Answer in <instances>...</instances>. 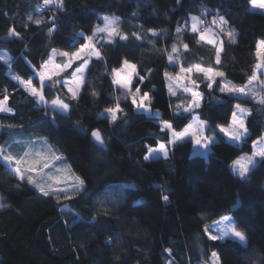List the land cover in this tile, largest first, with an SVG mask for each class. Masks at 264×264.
Instances as JSON below:
<instances>
[{
  "label": "trees",
  "instance_id": "1",
  "mask_svg": "<svg viewBox=\"0 0 264 264\" xmlns=\"http://www.w3.org/2000/svg\"><path fill=\"white\" fill-rule=\"evenodd\" d=\"M102 17L117 20L118 34L111 39L96 32ZM193 17L217 22L220 63L218 46L192 31ZM12 29L19 35H10ZM88 37L100 55L89 58L77 97L59 82L81 60L42 89L47 101L67 104L66 113L39 106L14 76L25 72L41 88L32 76L51 51L73 53ZM259 41H264V12L252 9L251 0H63L62 8L45 6L44 0H0V50L10 56L7 63L0 60V100L7 96L11 109L0 112V149L15 137L43 138L84 182L69 194L44 195L0 161V264H264V160L245 177L230 168L264 134V104L252 91L220 90L225 83L248 88L257 73ZM123 61L136 66L132 93L137 98L147 93L146 105L158 116L137 111L132 96L114 88L111 75ZM196 65L224 75L211 83L195 73L202 103L183 113L191 98L183 92L170 95L165 74ZM117 103L121 111L112 121L104 113ZM237 104L248 110V132L231 143L217 126L228 125ZM193 115L215 139L205 155L193 153L190 139L170 143L171 133L162 128L167 122L170 131L180 132ZM93 131H99L103 145L92 140ZM159 143L166 145L168 157L145 160ZM225 216L245 234V243L209 238L206 227Z\"/></svg>",
  "mask_w": 264,
  "mask_h": 264
},
{
  "label": "snow or ice",
  "instance_id": "2",
  "mask_svg": "<svg viewBox=\"0 0 264 264\" xmlns=\"http://www.w3.org/2000/svg\"><path fill=\"white\" fill-rule=\"evenodd\" d=\"M55 3L57 5V7L62 8L63 7V0H44V5L47 6L49 4H53ZM251 4L254 8H259V9H264V0H251ZM29 19H32L31 17H29ZM193 25H192V31L193 32H197L198 28H197V20L198 18L193 17ZM220 23L221 24H226L227 22L224 20L223 17L219 18ZM35 23L37 25L41 24L42 21L37 19L35 20ZM116 24H117V20L116 19H110L109 17H104V27L100 28L97 27L96 32H106L108 34L109 37L118 34L117 28H116ZM49 31L51 32V29H49ZM180 29H177V32H179ZM221 31H223V29H221ZM156 33L153 31V35H155ZM229 38H234V32L229 31L226 33ZM10 35H19L18 33L15 32V29L10 30ZM95 35V33H94ZM121 39H127L126 36H121ZM89 40V44L88 45H84L80 51L71 54V56H69L68 53H61V55L63 56H68L69 57V63L64 65V68H67L71 65L72 60L75 59H79L81 56V53L84 52L85 48H90L91 47V40L92 37H88ZM200 40L204 41L206 40L207 43L209 44H215L216 41L213 38H210L205 32H201L200 33ZM185 48H187V45H184ZM264 50V41L259 42L258 46H257V55L260 56L261 55V51ZM55 51V50H54ZM176 51V48L173 47V52ZM220 51L221 48H217L216 50V63H220ZM95 55L97 57H99V52H95ZM172 57L169 56V60H171ZM0 60H3L5 63H7L8 61L5 59V57L0 56ZM88 61L85 60L84 61V65L80 68L76 69V72L73 73L74 76L77 77L76 83H77V89L73 90L72 88H69V92H71L72 97L76 98L77 96V92H78V88L80 86V84L82 83V79L80 78L82 76V73L84 72L86 66H87ZM125 66L130 68L133 72L135 71V65H129L127 61L124 62ZM261 64H257L255 65V69H260L261 68ZM43 69H47V63L45 65H42ZM59 70H63V68L59 69ZM193 68L189 67L187 69L181 67V72H188L191 73L193 72ZM195 71L204 73L207 78L209 80L213 79V76H223L224 74L222 72H213V70L211 68H203L200 65H196L195 66ZM54 75L57 73H53ZM40 83H41V88H36L32 85V81L31 80H21L20 82L22 84L25 85V87L29 90L30 94L33 97L38 98V100L40 102H44L45 98L43 95V84H44V80L47 79H51L52 76L48 75L47 71H41L40 72ZM114 77H119V70H114ZM16 79H20L19 77H16ZM130 79L131 76L129 75L128 77L124 78V79H119V78H114L113 83L120 85L122 88L127 89V94L132 96V103L134 105H136L137 108H144L146 106V102L148 101L149 97L147 93H144L143 96L140 98L139 103L137 102V97L135 94L132 93L131 88L129 87V83H130ZM143 79V78H141ZM257 76L255 74V71L253 73V75L250 77L248 83L251 84L252 81L256 80ZM194 83V81H193ZM69 84L68 81H64V86L67 87ZM209 88L212 87V84L209 83L208 85ZM246 88L247 86H243V87H237V86H230L229 84L225 83L222 87H221V92H228V93H239V94H244L247 95L248 93L246 92ZM188 90V89H186ZM139 88L136 89V93H139ZM170 91H171V86H170ZM192 96L194 98V103L196 107H199V96L200 94L198 92H192ZM261 104H264V98H261L259 101ZM53 105L58 106L59 108L63 109V110H67L68 109V105L63 103V101H61L60 99H56L52 101ZM7 104V96L4 97L3 100H0V112H11V109L8 108L6 106ZM237 111H234L232 113V118H231V124L228 127H224V126H218L220 132L224 133L225 136H228L230 138V140L232 141H241L242 139H244V137L246 136L248 129L245 126V121H244V117L242 115H238L239 113H245L247 112L246 109H243L240 107V105L236 106ZM121 111L119 103H117L115 108H109L107 109V112L110 114L111 120L115 121L117 119V115L116 113ZM187 111V109H186ZM164 127L168 128L169 130H172V125L165 122ZM206 124L204 121H199L195 126L193 125H189L184 131L182 132H175L174 130L172 131V137L173 139L171 141H169L170 143H176L177 140H183L186 136H191L193 138V142L198 144V145H202L204 148H207L209 144L214 143V138L212 137H207L204 135V130H205ZM93 137L95 138V140L103 145V139L99 133V131H93L92 132ZM253 152L250 156H242L237 158L235 161H233V165L232 168L235 172H237L239 174L240 177H245L249 171H250V167H254L255 166V158L256 157H260L262 160H264V137H262L259 141H254L253 142ZM3 153V149H0V154ZM155 154H163L164 158L166 159L168 157V150L165 144L161 143L158 145V147L156 149L153 148H149L148 149V154L145 155L144 159L145 160H149L150 158L153 157V155ZM30 155L29 152H25L23 156L21 157H16L13 156L12 154H8L4 156V159L6 161L11 162H15L16 167L13 169L14 173L20 177V179H24V174L21 171V167L24 165H27L26 170L28 172H40L42 170V168H48L49 167V162L47 160V158L42 154V153H36V157L35 159L32 160H27L25 159L26 157H28ZM60 157H56V159H59ZM76 180L78 182L79 186L83 185V180H81L79 177H76ZM28 182L29 183H35L34 179L32 176H28ZM37 187L40 188V190L44 193V195H48V192L45 191L44 187H42L40 184H37ZM57 191H62L57 189ZM163 199L165 201L168 200V196L165 195L163 196ZM0 207H3V205H0ZM227 219V218H226ZM205 231H208L207 227L205 229ZM233 237L237 240H239L240 242H245L246 241V236L243 232L239 231L237 226L235 224H232L231 222L229 223L228 227L226 229L221 230V234L219 235H211L209 234V238L211 240H218V239H224L226 237ZM212 257L213 260L215 262H218V256L215 252L212 253Z\"/></svg>",
  "mask_w": 264,
  "mask_h": 264
},
{
  "label": "rangeland",
  "instance_id": "3",
  "mask_svg": "<svg viewBox=\"0 0 264 264\" xmlns=\"http://www.w3.org/2000/svg\"><path fill=\"white\" fill-rule=\"evenodd\" d=\"M251 7L254 10H257V11H260V12H264V9L254 8L252 6V4H251ZM102 18L104 19V17H102ZM109 18H111V17H109ZM216 24H217V22L214 19H211L208 23H204L203 21L197 20V28H198L197 34H198V38L200 39V33L201 32H205L210 38H213L216 41L215 44H211V45L218 46L220 48V41H219V38H218L216 30H214V26ZM192 25H193V21H192ZM104 26L105 25H104V20H103L102 25L98 24L96 26V29H97V27L103 28ZM101 33H104L106 39H111L113 37V36L109 37L106 32H97V34H101ZM203 42L207 43L206 40H204ZM259 42H261V41H259ZM259 42H258V44H259ZM89 43L90 42L87 39L86 43L84 45H88ZM93 43H94L93 40H91V47L90 48H85L84 52L81 53L80 58L72 60L71 64L74 61L81 60L82 61L81 64L77 67V68H80V67H82L84 65V61L85 60L88 61L90 57H92V58L93 57H97L95 55V52H97V51H96L95 46H94ZM258 44H257V46H258ZM84 45L79 47L73 53H76V52L80 51V49ZM61 53H66V52L59 51V50L51 51L50 57L45 61V63L42 64V65H45L47 63V69L45 70L41 66L40 70L33 74L32 77H35L40 85H41V83H40V75L39 74H40L41 71H47L48 75H51L52 77H55V76L61 74L64 70L68 69L71 66L70 65L67 68L63 67L64 65L69 63V57L68 56H63V55H61ZM73 53H68V54H69V56H71V54H73ZM263 54H264V50H262L261 51V55L258 56V58H259V62L258 63L261 64L262 66H261L260 69L257 70V73H256L257 79L252 81V83L249 84L248 88H246L247 89L246 92H251L252 91L253 98L258 100V101H260L261 98H264V61L262 59ZM0 56L5 57V59L7 61L10 60L9 54L6 51H4V50H0ZM124 62L125 61H123L122 65L119 68L115 69V70H119V77H114V70H113L112 75H111V81H112V84L114 85V88L117 87V88H119V89H121L123 91H127V89L122 88L120 85H117V84L113 83L114 78L124 79V78H126V77H128L130 75L131 79H130L129 87L131 88L132 80H133V78L135 76H137L136 67H135V71L133 72L130 68L125 66ZM169 62H174V61H173V59H171V61H169ZM128 64L129 65H135L132 62H128ZM61 68H63L62 71L59 70ZM192 68L194 70L191 73H188V72L182 73L180 71L181 69H179L178 73L175 74V75L166 73L165 74V81H166L167 91H168V93L170 95H174L177 92H183V93H186V94H188L190 96L191 105L188 106V108L193 110V109H196L198 107L195 106L194 98L192 96V92L194 91V92H198L200 94V96H199V107L201 106L203 97H202L201 93L199 92V90L197 88V84H196V82L194 80L195 79L194 78V74L195 73H201V72L195 71V66L192 67ZM76 69L73 71V73L76 72ZM85 70H86V68H85ZM85 70L82 73V76L80 77L82 79V81H83V78H84ZM53 73H57V74L54 75ZM73 73L71 74V76L69 78H63L59 82L62 85V88L65 91V93L68 94L70 97H72V94H71V92H69V88H72L73 90L77 89V83H76L77 77L74 76ZM23 74L21 76L15 75L14 78L16 79V77H19L20 79H16V80L20 83L22 88L25 89L30 94L29 90L20 81L21 80H24V81L31 80V78L27 79L25 72ZM201 74L204 77L207 78V76L204 73H201ZM47 80H49V79L46 78L44 80L43 86L45 85ZM214 80H215V76H213V79L209 80V81L212 83ZM64 81H68L69 82L67 87L64 86ZM193 81H194V83H193ZM81 84H80V86L78 88L77 95L79 94V90H80ZM222 85H224V84H222ZM170 86H171V91H170ZM186 89H188V90H186ZM236 94H239V93H236ZM142 96L143 95L138 94V98H137V102L138 103H139L140 98ZM56 99H59V98H55L54 100H56ZM1 100H3V99H1ZM35 100L37 101L38 105L41 106V107L50 108V109H53V110L60 111L62 113H66V111H67V110L65 111V110L59 108L58 106L53 105V103H52L53 100L52 101H47L45 99L44 102H40L38 100V98H36V97H35ZM237 105H235L233 107L232 113L234 111H237V109H236ZM47 106H49V107H47ZM240 107L243 108V109H246L243 106H240ZM135 109L137 111L144 112L147 115H151V116H158L159 115V112L157 110H152L147 105L144 108H137L136 105H135ZM106 113H108V112L106 111L104 114H106ZM238 115H242L244 117V121H245V118L248 115V110L245 113H239L238 112ZM231 118H232V114H231ZM231 118H230V121H229L228 125H226V126L224 125V127H228L231 124ZM199 121H201V120L198 118V116L197 115H193L191 121L180 132L184 131L189 125L195 126ZM164 124L165 123L162 124V128L169 130L168 128L164 127ZM219 126H222V125H219ZM206 128H207V125H206L205 130H204V135L207 136V137H212L213 138L212 135L208 136L206 134V130H207ZM217 129H218V131H220L218 126H217ZM169 132L171 133V135H170L171 139H173L172 131L169 130ZM220 133H222V132H220ZM222 134L224 135V133H222ZM12 137H10L9 139H11ZM225 137L231 143H235V142L239 143V142H241V141H232V140H230V138L228 136H225ZM262 137H264V134L262 135ZM261 138L257 139L256 141H259ZM15 139L12 138V140H10L9 142H6L3 146H1V149H3V156L8 155V154H12L13 156H16L15 153H14L15 151L13 149L14 148V144H15ZM188 139L193 141V138L190 135L186 136L183 140H188ZM28 140H29V138H25V140L23 139L22 141L23 142H28ZM183 140H177L176 142H180V141H183ZM41 143H39L38 141L32 142L31 143L32 149H35V150H31V151L29 150L30 155L25 158L27 160H32V159L37 158L36 157V153H42L43 152L42 153L43 155L46 153L45 157L47 158V160L49 162V167L48 168H42V170L40 172H33L34 176L36 177L34 179L35 183H30V184L34 187V189H36L37 191L43 193L40 190V188L37 187V184H40L42 187H44L45 191H47L48 194H54V195H56V194H69L70 192H75V191L81 190L83 188V185L79 186L78 182L76 180V177H79V176L76 175L71 170V168L69 167V165H68L67 161L65 160L64 156L59 152V157L60 158L56 159L55 155L53 156V153L50 155V148L52 146L48 145L47 142L46 143H42V144H45L47 146V150H45L44 148H42V144ZM159 144H161V143H159ZM48 147H50V148L48 149ZM157 147L158 146H156L153 149H156ZM208 147H209V145H208ZM208 147L204 148L202 145H198V144L193 142V153L205 154V151L208 150ZM53 149H55V148H53ZM252 149L254 150L253 147H252ZM253 150H252V152H253ZM27 151L28 150L26 149L25 152H27ZM252 152L249 153V154H243L240 157H242V156H250L252 154ZM160 156L163 157V154H155V155H153L152 158H157V157H160ZM152 158H150V159H152ZM260 159H261L260 157H256L255 158V163L258 160H260ZM13 163H15V162L14 161L11 162L12 165H13ZM232 165H233V161L230 163V168L235 174H238L237 172H235L233 170ZM26 168H27V165H24V166L21 167V171L23 170L24 174H25L24 170H26ZM251 168L252 167H250V169ZM10 171L14 174L13 170H10ZM173 185H174L175 189L177 190V183H176L175 179L173 180ZM57 189L62 190V191H57ZM176 198H177V200H179V196H177ZM230 222L233 224V220L231 219L230 216L223 217L218 222H215V223L211 224L208 227L209 234H211V235H219V234H221V230L226 229ZM163 232H165V228L163 229ZM165 238L169 239V236L167 235V233L165 234ZM224 239H232V240L239 241V240H237V239H235L233 237H230V236L226 237ZM221 240H223V239H221ZM243 243H245V242H243ZM163 244L166 245V241Z\"/></svg>",
  "mask_w": 264,
  "mask_h": 264
},
{
  "label": "crops",
  "instance_id": "4",
  "mask_svg": "<svg viewBox=\"0 0 264 264\" xmlns=\"http://www.w3.org/2000/svg\"><path fill=\"white\" fill-rule=\"evenodd\" d=\"M45 63V62H44ZM88 64V63H87ZM87 67V66H86ZM190 105H191V101H190ZM189 105V106H190ZM6 106H7V104H6ZM8 107V106H7ZM47 107H49V106H47ZM186 109H187V111H186ZM191 110L192 109H190V108H185V109H183L182 111H183V113H188V112H191ZM2 113H9V112H2ZM16 139H15V146H14V148H17V150H15V155L17 156V157H21V156H23L24 155V153H25V151H26V149L28 150L27 152H29V150L31 151V150H35V149H32V145H31V143L32 142H34V141H38L39 143H46L47 141L46 140H44L43 138H35V137H31L29 140H28V143H25V142H23L22 140H23V138L24 137H15ZM34 140V141H33ZM41 143V144H42ZM18 145V146H17ZM48 145H50L49 143H48ZM52 146V145H51ZM42 148H44L45 150H47V146L45 145V144H42ZM50 147H48V149H49ZM54 147L52 146L51 148H50V155L53 153V156L55 155V157H59V152L56 150V149H53ZM208 152V150H206L205 151V154ZM43 153V152H42ZM205 154H202V155H205ZM44 156H46V153L44 154ZM52 156V157H53ZM0 161L7 167V168H9L10 170H13L15 167H16V164L15 163H13V165L9 162V161H6L5 159H4V156H3V154H0ZM12 165V166H11ZM25 171V174H24V179L25 180H27L28 181V176H32L33 177V179H35L36 177L34 176V174H33V172H28L27 170H24ZM14 172V171H13ZM22 172H23V170H22ZM15 174V173H14ZM16 175V174H15ZM17 176V175H16ZM19 179H20V177L19 176H17ZM71 193V192H70Z\"/></svg>",
  "mask_w": 264,
  "mask_h": 264
},
{
  "label": "water",
  "instance_id": "5",
  "mask_svg": "<svg viewBox=\"0 0 264 264\" xmlns=\"http://www.w3.org/2000/svg\"><path fill=\"white\" fill-rule=\"evenodd\" d=\"M91 138H92V140H93L95 143H98V142L95 140V138L93 137L92 133H91Z\"/></svg>",
  "mask_w": 264,
  "mask_h": 264
}]
</instances>
